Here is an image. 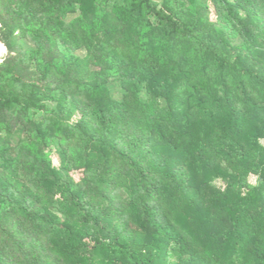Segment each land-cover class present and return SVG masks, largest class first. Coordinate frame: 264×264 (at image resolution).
<instances>
[{
  "label": "trees",
  "instance_id": "obj_1",
  "mask_svg": "<svg viewBox=\"0 0 264 264\" xmlns=\"http://www.w3.org/2000/svg\"><path fill=\"white\" fill-rule=\"evenodd\" d=\"M0 46V264H264V0H0Z\"/></svg>",
  "mask_w": 264,
  "mask_h": 264
},
{
  "label": "rangeland",
  "instance_id": "obj_2",
  "mask_svg": "<svg viewBox=\"0 0 264 264\" xmlns=\"http://www.w3.org/2000/svg\"><path fill=\"white\" fill-rule=\"evenodd\" d=\"M212 18H213V16H212ZM2 56L0 57V62L4 59V57L7 56V51L5 53H3ZM262 142L264 143V140ZM248 180L250 183H253V184L257 182L256 176H253V175H250ZM219 183H220L219 181H216V184H219Z\"/></svg>",
  "mask_w": 264,
  "mask_h": 264
},
{
  "label": "bare ground",
  "instance_id": "obj_3",
  "mask_svg": "<svg viewBox=\"0 0 264 264\" xmlns=\"http://www.w3.org/2000/svg\"><path fill=\"white\" fill-rule=\"evenodd\" d=\"M6 52V49L4 47L0 46V57L2 56L3 53ZM3 57V56H2Z\"/></svg>",
  "mask_w": 264,
  "mask_h": 264
}]
</instances>
